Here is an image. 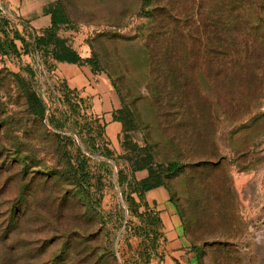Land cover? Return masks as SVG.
Here are the masks:
<instances>
[{
	"label": "rangeland",
	"instance_id": "obj_1",
	"mask_svg": "<svg viewBox=\"0 0 264 264\" xmlns=\"http://www.w3.org/2000/svg\"><path fill=\"white\" fill-rule=\"evenodd\" d=\"M59 1L69 23L56 34L95 56L119 107L104 116L97 99L69 91L51 45L36 48L39 34L0 0V264H264V91L252 77L262 50L241 53L243 66L227 75L238 96H219L198 61L186 96H176V77L145 44L152 8L167 0ZM258 3L241 2L249 20ZM142 146L154 164H183L151 188L166 202L148 201L150 189L137 198L148 173L134 169Z\"/></svg>",
	"mask_w": 264,
	"mask_h": 264
},
{
	"label": "trees",
	"instance_id": "obj_2",
	"mask_svg": "<svg viewBox=\"0 0 264 264\" xmlns=\"http://www.w3.org/2000/svg\"><path fill=\"white\" fill-rule=\"evenodd\" d=\"M189 1L194 5L191 11L187 9L188 6L168 0L164 7L152 8L154 21L145 36L148 48V53H145L147 56L149 54V59L157 67L165 64L171 69V75L176 77L173 85L176 96H186V89L190 85L188 81L193 74L190 65L196 61L199 62L198 72L212 75L216 81L212 86L219 96H238L241 86L232 80L226 81V78L230 72L234 74L235 68L243 66L241 53L249 55L251 49L255 50L254 46L264 53V0H256L259 2L257 7L254 4L251 6L252 10L248 15L250 20L242 10L243 0ZM46 11L50 14V27L34 36L35 47L39 49L51 45L52 57L57 62L88 65L93 73H98V62L93 54L85 57L79 55L64 37L56 34L59 25L69 23L61 1H56ZM243 30L253 33L251 40L244 39ZM240 37L242 39L238 40ZM260 59L252 77L259 82L258 91L261 93L264 91V55ZM68 90L75 93L74 90ZM25 91L29 109L35 114L41 113L38 97L30 90ZM138 149L145 151V155L137 156L134 169L146 168L148 172L147 176L135 182L137 198L142 202L145 191L164 185L163 176L181 171L183 164L177 160L154 164L152 154L146 146ZM121 183L119 172V184ZM126 199L135 203L131 196ZM153 235H157L155 230ZM146 250L147 245H144L139 255L148 263L150 255ZM65 260L68 263L69 258L66 256ZM133 261L136 262L135 259ZM83 262L88 263L87 257Z\"/></svg>",
	"mask_w": 264,
	"mask_h": 264
},
{
	"label": "crops",
	"instance_id": "obj_3",
	"mask_svg": "<svg viewBox=\"0 0 264 264\" xmlns=\"http://www.w3.org/2000/svg\"><path fill=\"white\" fill-rule=\"evenodd\" d=\"M6 7L14 12L15 16L25 17L32 31L40 34L44 29L50 27V14L45 11V4L54 0H3ZM9 11V10H8ZM11 12V11H9ZM12 14V15H13ZM57 72L65 81L68 89L74 90L78 96H88L91 100L97 99L101 102L104 116L112 114L119 107L118 95L108 80L93 73L88 65H77L69 62H57ZM111 126L119 130L121 124L117 120L111 121ZM146 199L157 202H166L167 194L164 189H150L145 193ZM164 221V218H163ZM175 223L176 218L172 217ZM165 222V221H164ZM173 234H178L175 230Z\"/></svg>",
	"mask_w": 264,
	"mask_h": 264
}]
</instances>
